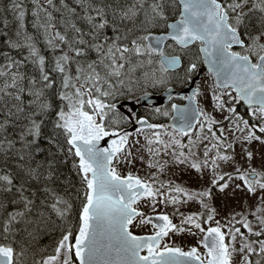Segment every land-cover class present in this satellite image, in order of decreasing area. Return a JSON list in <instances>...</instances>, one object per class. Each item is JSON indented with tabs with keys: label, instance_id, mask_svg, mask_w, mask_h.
<instances>
[{
	"label": "snow or ice",
	"instance_id": "obj_1",
	"mask_svg": "<svg viewBox=\"0 0 264 264\" xmlns=\"http://www.w3.org/2000/svg\"><path fill=\"white\" fill-rule=\"evenodd\" d=\"M0 13V264H264V0Z\"/></svg>",
	"mask_w": 264,
	"mask_h": 264
},
{
	"label": "water",
	"instance_id": "obj_2",
	"mask_svg": "<svg viewBox=\"0 0 264 264\" xmlns=\"http://www.w3.org/2000/svg\"><path fill=\"white\" fill-rule=\"evenodd\" d=\"M188 91L189 90L187 88H183V89H176L175 88L174 91H173V96L175 97V96L185 95V94H188ZM158 99H162L163 103H167L168 102L167 98H166V95H164L163 97H158Z\"/></svg>",
	"mask_w": 264,
	"mask_h": 264
},
{
	"label": "rangeland",
	"instance_id": "obj_3",
	"mask_svg": "<svg viewBox=\"0 0 264 264\" xmlns=\"http://www.w3.org/2000/svg\"><path fill=\"white\" fill-rule=\"evenodd\" d=\"M203 77H204V75H203ZM138 167H139V165H138ZM185 179H187V177H185ZM217 207L220 208L221 215H223L225 210L223 208H221V206L219 204V201H217ZM193 210H195V209H193ZM134 231L138 232L139 230L138 229H134ZM184 243H185L186 246H191L192 244L195 243V241L191 237H185L184 238Z\"/></svg>",
	"mask_w": 264,
	"mask_h": 264
},
{
	"label": "flooded vegetation",
	"instance_id": "obj_4",
	"mask_svg": "<svg viewBox=\"0 0 264 264\" xmlns=\"http://www.w3.org/2000/svg\"><path fill=\"white\" fill-rule=\"evenodd\" d=\"M206 74V70L205 71H203L202 73H201V78L203 77V75H205ZM176 89H183V88H181L180 86H176ZM185 95H187V94H185ZM179 97L180 96H175V99L172 101L173 103H178V104H183V103H185V101H181L180 99H179ZM238 111H240L242 114L244 113V107L243 106H241V107H239L238 108Z\"/></svg>",
	"mask_w": 264,
	"mask_h": 264
},
{
	"label": "trees",
	"instance_id": "obj_5",
	"mask_svg": "<svg viewBox=\"0 0 264 264\" xmlns=\"http://www.w3.org/2000/svg\"><path fill=\"white\" fill-rule=\"evenodd\" d=\"M3 15H4L3 13H0V16H3ZM9 19H11L10 14H9ZM45 242H47V241H45Z\"/></svg>",
	"mask_w": 264,
	"mask_h": 264
}]
</instances>
